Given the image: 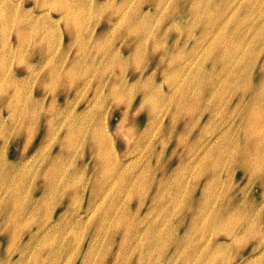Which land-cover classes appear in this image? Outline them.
Segmentation results:
<instances>
[{
	"label": "rangeland",
	"instance_id": "obj_1",
	"mask_svg": "<svg viewBox=\"0 0 264 264\" xmlns=\"http://www.w3.org/2000/svg\"><path fill=\"white\" fill-rule=\"evenodd\" d=\"M0 24V264H241L256 252L257 234L235 244L229 233L247 219L221 212L264 204V182L234 154L256 93L242 76L264 70V0H0Z\"/></svg>",
	"mask_w": 264,
	"mask_h": 264
},
{
	"label": "bare ground",
	"instance_id": "obj_2",
	"mask_svg": "<svg viewBox=\"0 0 264 264\" xmlns=\"http://www.w3.org/2000/svg\"><path fill=\"white\" fill-rule=\"evenodd\" d=\"M47 2H49V1H47ZM45 3V2H44ZM51 4V3H50ZM50 4H48V5H50ZM198 6V5H197ZM75 7V6H74ZM193 7H195V6H193ZM190 8V7H189ZM197 8V7H196ZM199 9V8H198ZM201 9V8H200ZM73 10V9H72ZM118 11H119V9H118ZM2 12V11H1ZM28 12V11H27ZM35 12V11H34ZM121 12V11H120ZM11 14V13H10ZM28 14V13H27ZM27 14H24V15H27ZM194 14V13H193ZM197 15L199 14L198 13V10H197V13H196ZM22 15V14H21ZM20 15V16H21ZM29 15H31V14H28L27 16H29ZM210 15V14H209ZM17 16V15H16ZM26 16V17H27ZM33 16V15H32ZM126 16V15H125ZM128 16V18H129V15H127ZM19 17V16H18ZM30 17V16H29ZM40 17V16H39ZM70 17V16H69ZM73 17V16H72ZM195 17H196V15H195ZM198 17V16H197ZM208 17V16H207ZM1 18H2V16H1ZM9 18V17H8ZM7 18V19H8ZM22 19L24 18V20H25V17H21ZM34 18H35V16H34ZM48 18V17H47ZM127 18V19H128ZM130 18L132 19V16H130ZM210 18V17H209ZM15 19V18H14ZM30 19H32V18H30ZM36 19V18H35ZM44 19V18H43ZM71 18H69V20H70ZM134 19V18H133ZM21 20V19H20ZM23 20V21H24ZM27 20V19H26ZM33 20V19H32ZM2 21V20H1ZM19 21V20H18ZM71 21V20H70ZM76 21V20H75ZM130 21V20H129ZM13 22H14V20H13ZM20 22V21H19ZM19 22H17L18 24H19ZM39 22V21H38ZM41 22V21H40ZM50 22V21H49ZM77 22V21H76ZM116 22V21H115ZM127 22V21H126ZM126 22H124V24L126 23ZM28 23V20H27V22H26V24ZM32 22H30V24H31ZM37 23V22H36ZM42 23H43V20H42ZM66 23V22H65ZM70 23V22H69ZM73 24H75V22H72ZM134 23V22H133ZM16 24V23H15ZM25 24V25H26ZM52 24V23H51ZM124 24H122V25H124ZM14 25V24H13ZM17 25V24H16ZM49 25V24H48ZM81 25H83V24H81ZM126 26H127V24H125ZM0 26H1V24H0ZM120 26V25H119ZM144 26V25H143ZM142 26V27H143ZM33 27V26H32ZM38 27V26H37ZM48 27V26H47ZM47 27H46V29H47ZM55 27H57V25H55ZM132 27H133V25H132ZM136 27V26H135ZM134 27V28H135ZM144 27H148V26H144ZM58 29H59V27H57ZM130 28H131V26H130ZM139 28H140V26H139ZM39 29V28H38ZM45 29V28H44ZM52 29H54L53 28V26H52ZM132 29V28H131ZM130 29V30H131ZM145 29V28H144ZM56 30V29H55ZM73 30V29H72ZM134 30V29H133ZM36 31H37V29H36ZM41 31H42V29H41ZM136 31H137V29H136ZM135 31V33H138V32H136ZM142 30H140V32H141ZM42 32H44V31H42ZM132 32V31H131ZM2 33V32H1ZM39 33V32H38ZM45 33V32H44ZM52 33V32H51ZM134 33V32H133ZM35 34V33H34ZM40 34V33H39ZM49 35H50V33H48ZM53 34V33H52ZM51 34V35H52ZM57 35H59V31H58V33H56ZM80 34V33H79ZM144 34H145V32H144ZM47 35V34H46ZM57 35H56V37H57ZM8 36V35H7ZM21 36H23L22 38H24V34L23 35H21ZM36 36H38V34L36 35ZM76 36V35H75ZM20 36H18V38H19ZM87 37V36H86ZM149 37H151V36H149ZM30 38H32V37H30ZM54 37H52V39H53ZM78 38V37H77ZM155 38V37H154ZM253 38H255V37H253ZM258 38H260V36L258 37ZM21 39V38H20ZM44 39V37L42 38V40ZM49 39H50V37H49ZM51 39V40H52ZM60 39V38H59ZM76 39V38H75ZM261 39V38H260ZM23 40V39H22ZM33 40V39H32ZM34 40H35V38H34ZM46 40V39H45ZM54 40V39H53ZM58 40V39H57ZM143 41V40H142ZM23 42V41H22ZM54 41H51V44L53 43ZM59 42V41H58ZM57 42V43H58ZM78 42V41H77ZM81 42V41H80ZM79 42V43H80ZM25 43V42H24ZM36 43H37V41H36ZM45 43V42H44ZM48 43H49V45L48 46H50V42L48 41ZM57 43H56V46L55 47H57L58 45H57ZM153 43V42H152ZM23 44V43H22ZM233 44V43H232ZM36 45V44H35ZM39 45V44H38ZM37 45V46H38ZM53 45V44H52ZM79 45V44H78ZM94 45V44H93ZM156 45V44H155ZM218 45H219V43H218ZM226 45V44H225ZM20 46V45H19ZM18 46V47H19ZM36 46V47H37ZM134 46V45H133ZM227 46V45H226ZM225 46V47H226ZM82 47V46H81ZM160 47H161V44H160ZM58 48V47H57ZM136 48V47H135ZM153 48H155V47H153ZM215 48H217V46L215 47ZM230 48V47H229ZM42 49V48H41ZM157 49H159V47L157 48ZM263 49V48H262ZM20 50H21V48H20ZM49 50V49H48ZM53 50V49H52ZM216 50V49H215ZM226 50V49H225ZM252 50V49H251ZM22 51H25V50H22ZM50 51V50H49ZM56 51H58V50H56ZM72 51V50H71ZM70 51V52H71ZM77 51V50H76ZM228 51H230V50H228ZM232 51V50H231ZM29 52V51H28ZM69 52V53H70ZM224 52V51H223ZM254 52V53H253ZM251 51V52H248L247 53V55L248 56H256L257 55V52H255V50L254 51ZM0 53H1V51H0ZM15 53H16V50H15ZM18 53H19V50H18ZM56 53H58V52H56ZM140 53H141V50H140ZM214 53V52H213ZM224 53H226V52H224ZM228 53H231L232 54V52H227V55H228ZM21 54V52L19 53V55ZM49 54V53H48ZM221 54V53H220ZM223 54V53H222ZM7 55V54H6ZM16 55V54H15ZM51 55V58L53 59L54 57H52V54H50ZM171 55H173V54H171ZM171 55H170V57H171ZM175 55V54H174ZM217 55V54H216ZM230 55V54H229ZM259 55V54H258ZM24 56V55H23ZM69 56V55H68ZM219 56V55H218ZM223 56V55H222ZM226 55H224L223 57H225ZM19 57V56H18ZM17 57V58H18ZM210 57V56H209ZM217 57V56H216ZM232 57V56H231ZM1 58V57H0ZM12 58H14V57H12ZM21 58V57H20ZM251 58V57H250ZM66 59V58H65ZM259 59V58H258ZM3 60V59H2ZM15 60V59H14ZM23 60V59H22ZM21 60V61H22ZM135 60V59H134ZM223 60V59H222ZM222 60H221V62H222ZM228 60V59H227ZM229 60H231V59H229ZM23 61H25V60H23ZM53 61V60H52ZM140 61V60H139ZM225 61V60H224ZM232 61V60H231ZM11 62H13V61H11ZM18 62H19V60H18ZM217 62V61H216ZM219 62H220V59H219ZM218 62V63H219ZM250 62V61H249ZM254 62V61H253ZM64 63V62H63ZM110 64H112L111 62H109ZM143 63V62H142ZM226 63V62H225ZM234 63V62H233ZM251 63V62H250ZM24 64H26V63H24ZM247 64V63H246ZM258 64V63H257ZM12 65V64H11ZM19 65V64H18ZM41 65V64H40ZM49 65V64H48ZM56 65H57V63H56ZM114 66H115V63L113 64ZM169 65V64H168ZM215 65V64H214ZM218 65V64H217ZM227 65H228V62H227ZM226 65V66H227ZM233 65V64H232ZM249 66L248 67H246V70H245V72H244V74H243V76H242V78H244V79H246L245 81H246V84L247 85H250V86H254L255 87V90H256V93H255V96H254V98H253V100L251 101V103H250V105H252V107H250L251 108V111H250V113H249V115H248V127L247 126H245V127H247V129L246 130H244L243 132H242V136H241V138L243 139L242 141H243V144L240 146V145H235V152H234V154L236 153V155L238 154L239 156L238 157H240V158H242V160H243V166H241V167H243L242 169L244 170V171H246L247 172V175H257V174H259V178L257 179V182H264V113H263V111L261 110H258V108L260 107V108H262L263 107V105H264V70L261 72V73H263V74H261L260 76H258V73L256 74V71H255V67L256 66H258V65H256L255 63H252V64H248ZM1 66V65H0ZM16 66H17V63H16ZM39 66V65H38ZM166 66V65H165ZM247 66V65H246ZM32 67V66H31ZM34 67V66H33ZM36 67V66H35ZM40 67V66H39ZM47 67V66H46ZM59 67V66H58ZM98 67V66H97ZM112 67V66H111ZM170 67V66H169ZM224 67H225V65H224ZM228 67H229V65H228ZM232 67V66H231ZM42 68V67H41ZM115 68V67H114ZM215 68V67H214ZM220 68V67H219ZM222 68V67H221ZM34 69V68H33ZM62 69V68H61ZM218 69V68H217ZM224 69L225 68H223V71H224ZM230 69V68H229ZM257 69V68H256ZM42 70V69H41ZM231 70V69H230ZM233 70V69H232ZM36 71V70H35ZM58 71H59V69H58ZM162 71V70H161ZM217 71V70H216ZM222 71V70H221ZM39 72V71H38ZM51 72V71H50ZM94 72V71H93ZM168 72V71H167ZM22 73V72H21ZM34 73V72H33ZM59 73V72H58ZM233 73V72H232ZM39 73H36V75H38ZM199 74V73H198ZM237 74V73H236ZM35 75V74H34ZM176 75V74H175ZM20 76H22V75H20ZM132 76V75H131ZM178 76V75H177ZM238 76V75H237ZM18 77V76H17ZM37 77V76H36ZM88 77V76H87ZM199 77H200V75H199ZM233 77V76H232ZM234 77H235V75H234ZM233 77V78H234ZM26 78V77H25ZM28 78V77H27ZM3 79V78H2ZM18 79V78H17ZM22 79H24V78H22ZM21 79V80H22ZM57 79V78H56ZM200 79V78H199ZM231 79V78H230ZM20 80V79H19ZM32 80V79H31ZM35 80V79H34ZM71 80V79H70ZM216 80V79H215ZM12 81V80H11ZM15 81V80H14ZM27 82V81H26ZM196 83H197V78H196ZM15 84V83H14ZM13 84V85H14ZM89 84V83H88ZM87 84V85H88ZM107 84V83H106ZM198 84V83H197ZM242 84V83H241ZM36 85V84H35ZM34 85V86H35ZM47 85V84H46ZM243 85V84H242ZM16 86V85H15ZM33 86V87H34ZM184 86V85H183ZM182 86V87H183ZM241 86V85H240ZM239 86V87H240ZM12 87V86H11ZM21 87V86H20ZM36 87V86H35ZM158 87V86H157ZM181 87V88H182ZM242 87V86H241ZM4 88H6V87H4ZM8 88V87H7ZM159 88V87H158ZM196 88V87H195ZM251 88V87H250ZM34 89V88H33ZM49 89V88H48ZM160 89V88H159ZM180 89V88H179ZM178 89V90H179ZM183 89V88H182ZM4 90H6V89H4ZM16 90H17V88H16ZM190 90V89H189ZM239 90V89H238ZM238 90H237V92H238ZM14 92H16V91H14ZM154 92V91H153ZM240 92V91H239ZM32 93H33V91H32ZM53 93V92H52ZM48 94H49V92H48ZM186 94V93H185ZM244 94V93H243ZM17 95V94H16ZM81 95V94H80ZM176 95V94H175ZM53 96H54V94H53ZM121 96V95H120ZM124 96V95H123ZM150 96H152V95H150ZM172 95H170V97H171ZM244 96V95H243ZM80 97V96H79ZM122 97V96H121ZM121 97H118L117 96V98H121ZM173 97H175V96H173ZM186 97V96H185ZM252 97V96H251ZM67 98V97H66ZM65 98V99H66ZM153 99H154V97H152ZM240 98H242V97H240ZM28 99V98H27ZM81 99V98H80ZM178 99V98H177ZM249 99V98H248ZM69 100V99H68ZM150 100H151V98H150ZM175 100H176V98H175ZM236 100H237V97H236ZM250 100V99H249ZM28 101H31V100H28ZM55 101H57V100H55ZM54 101V102H55ZM153 101V100H152ZM177 101V100H176ZM179 101H181V99L179 100ZM27 102V101H26ZM52 102V101H51ZM139 102V101H138ZM172 102H174V101H172ZM41 103V102H40ZM60 103V102H59ZM59 103H57V104H59ZM146 103V102H145ZM158 103H159V101H158ZM171 103V102H170ZM181 103V102H180ZM17 104H19V103H17ZM27 104V103H26ZM46 104V103H45ZM50 104V103H49ZM48 104V105H49ZM70 104V103H69ZM147 104V103H146ZM160 104V103H159ZM173 104V103H172ZM176 104V103H175ZM22 105V104H21ZM30 105H31V102H30ZM39 105V104H38ZM41 105V104H40ZM53 105V104H52ZM56 105V104H55ZM72 105V104H71ZM70 105V106H71ZM86 105V104H85ZM90 105V104H89ZM91 105H93L94 106V104H91ZM90 105V106H91ZM161 105V104H160ZM164 105V104H163ZM174 105V104H173ZM193 105V104H192ZM35 106V105H34ZM33 106V107H34ZM59 106H61V105H59ZM151 106V105H150ZM234 106V105H233ZM30 107V106H29ZM56 107V106H55ZM54 107V108H55ZM96 107V106H95ZM161 107V106H160ZM186 107V106H185ZM231 107V106H230ZM18 109H19V107H17ZM53 108V107H52ZM72 108V107H71ZM70 108V109H71ZM94 108V107H93ZM97 108V107H96ZM152 108H153V106H152ZM152 108H150V109H152ZM172 108V107H171ZM194 108V107H193ZM259 108V109H260ZM27 109H28V106H27ZM157 109H159V108H157ZM156 109V110H157ZM174 109H175V107H174ZM185 109V108H184ZM230 109V108H229ZM262 109H264V107L262 108ZM21 110H22V108H21ZM37 110V109H36ZM160 110V109H159ZM231 110V109H230ZM258 110V111H257ZM17 111V110H16ZM28 111V110H27ZM170 111V110H169ZM178 111V110H177ZM187 111V110H186ZM65 112V111H64ZM176 112V111H175ZM192 112V111H191ZM11 113V112H10ZM14 113V112H13ZM46 113V112H45ZM65 113H67V112H65ZM158 113V112H157ZM188 113V112H187ZM35 114V113H34ZM151 114V113H150ZM175 114V113H174ZM185 114H186V112H185ZM55 115V114H54ZM67 115V114H66ZM175 115H177V113L175 114ZM179 115V114H178ZM182 115H183V113H182ZM20 116V115H19ZM26 116V115H25ZM24 116V117H25ZM65 116V115H64ZM174 116V115H173ZM188 116V115H187ZM200 116V115H199ZM247 116V115H246ZM92 117V116H91ZM101 117V116H100ZM157 117V116H156ZM176 117V116H175ZM46 118H48V117H46ZM141 118V117H140ZM154 118H155V116H154ZM247 118V117H246ZM25 119V118H24ZM23 119V120H24ZM156 119V118H155ZM158 119V118H157ZM3 120H6V119H4L3 118ZM49 120V119H48ZM54 120V119H53ZM70 120V119H69ZM100 120V119H99ZM7 121V120H6ZM56 121V120H55ZM68 121V120H67ZM194 121V120H193ZM195 121H197L196 119H195ZM194 121V122H195ZM203 121V120H202ZM41 122V121H40ZM58 122V121H57ZM94 122H97V121H94ZM150 122V121H149ZM154 122V121H153ZM152 122V123H153ZM23 123V122H22ZM45 123V122H44ZM49 123V122H48ZM47 123V124H48ZM67 123V122H66ZM65 123V124H66ZM92 123V122H91ZM242 123V122H241ZM8 124V123H7ZM93 124V123H92ZM246 124H247V122H246ZM3 126V125H2ZM39 127H40V124H39ZM59 127V126H58ZM61 127V126H60ZM86 127V126H85ZM198 127V126H197ZM244 127V128H245ZM191 128V127H190ZM100 129V128H99ZM180 129V128H179ZM182 129V128H181ZM203 129V128H202ZM242 129V128H241ZM56 130H58L57 128H56ZM88 130V129H87ZM204 130H205V128H204ZM203 130V131H204ZM237 130V129H236ZM235 130V131H236ZM24 131V130H23ZM144 131V130H143ZM161 131V130H160ZM238 131H239V128H238ZM238 131H236V132H238ZM229 132V131H228ZM26 133V132H25ZM233 133V132H232ZM232 133H231V136H232ZM10 134H11V132H10ZM62 135H63V133H61ZM240 134V133H239ZM12 135V134H11ZM185 135V134H184ZM53 136H54V134H53ZM107 136V135H106ZM229 136H230V134H229ZM237 136H239V135H237ZM51 137V136H50ZM49 137V138H50ZM61 137V136H60ZM99 137V136H98ZM158 137V136H157ZM226 137H228V136H226ZM230 138V137H229ZM19 139H21V138H19ZM52 139V138H51ZM50 139V140H51ZM59 139V138H58ZM72 139V138H71ZM106 139V138H105ZM146 139V138H145ZM177 139V138H176ZM180 139H182V138H180ZM186 139V138H185ZM227 139V138H226ZM238 139V138H237ZM60 140H61V138H60ZM80 140H82V139H80ZM110 140V139H109ZM184 140V139H183ZM189 140V139H188ZM199 140V139H198ZM231 140V139H230ZM234 140V139H233ZM35 141V140H34ZM72 141H74V140H72ZM99 141V140H98ZM161 141V140H160ZM164 141V140H163ZM193 141V140H192ZM52 142V141H51ZM57 142V141H56ZM81 142V141H80ZM102 142V141H101ZM166 142V141H165ZM182 142V141H181ZM228 142V141H227ZM59 143V142H58ZM72 143V142H71ZM77 143V142H76ZM84 143V142H83ZM99 143V142H98ZM103 143V142H102ZM160 143V142H159ZM172 143V142H171ZM222 143V142H221ZM16 144V143H15ZM32 144V143H31ZM61 144V143H60ZM78 144V143H77ZM77 144H75V145H77ZM173 144H175V143H173ZM182 144V143H181ZM194 144V143H193ZM235 144V143H234ZM42 145V144H41ZM57 145V144H56ZM84 145H85V143H84ZM94 145H96V144H94ZM110 145V144H109ZM153 145V144H152ZM155 145V144H154ZM178 144H176V146H177ZM228 145H230V144H228ZM20 146V145H19ZM45 146H47V145H45ZM100 146H101V144H100ZM99 146V147H100ZM104 146H106V143H105V145ZM175 146V147H176ZM185 146V145H184ZM190 145H188V147H189ZM200 146V145H199ZM234 146V145H233ZM232 146V147H233ZM21 147H22V145H21ZM20 147V148H21ZM26 147V146H25ZM28 147H30V146H28ZM49 147V146H48ZM71 147V146H70ZM81 147H83V146H81ZM92 147V146H91ZM102 147V146H101ZM157 147V146H156ZM180 147H182V146H180ZM192 147V146H191ZM215 147V146H214ZM16 148V147H15ZM24 148V147H23ZM98 148V147H97ZM102 148H104V147H102ZM110 148V151H112L113 149L111 148V147H109ZM108 148V149H109ZM193 148V147H192ZM200 148V147H199ZM216 148H217V146H216ZM30 149V148H29ZM45 149H47V147L45 148ZM106 149V148H105ZM107 149V150H108ZM112 149V150H111ZM153 149V148H152ZM162 149H164L163 147H162ZM198 149V148H197ZM17 150V149H16ZM19 150V149H18ZM23 150V149H22ZM102 150V149H101ZM189 150V149H188ZM194 150V149H193ZM207 150V149H206ZM41 151H42V149H41ZM103 151V150H102ZM105 151V150H104ZM110 151L108 152V153H110ZM156 151V150H155ZM185 151H186V149H185ZM25 152V151H24ZM96 152V151H95ZM50 153V152H49ZM71 153V152H70ZM105 153V152H104ZM116 153H117V151H116ZM168 153V152H167ZM187 153V152H186ZM194 153H196V152H194ZM194 153H192V154H194ZM207 153V152H206ZM36 154V153H35ZM38 154V153H37ZM40 154V153H39ZM44 154V153H43ZM65 154V153H64ZM110 154H112V152L110 153ZM113 154H114V152H113ZM112 154V155H113ZM155 154V153H154ZM166 154V153H165ZM50 155V154H49ZM70 155V154H69ZM93 155V154H92ZM40 156V155H39ZM64 157H65V155H63ZM94 156V155H93ZM109 156H111V155H109ZM115 157H118V156H116V155H114ZM153 156V155H152ZM198 156V155H197ZM202 156V155H201ZM201 156H200V158H201ZM206 156V155H205ZM19 157H20V155H19ZM23 157V156H22ZM38 157V156H37ZM49 157V156H48ZM51 157H52V155H51ZM54 157V156H53ZM62 157V156H61ZM60 157V158H61ZM73 157V156H72ZM92 157V156H91ZM100 157H102V156H100ZM108 157V156H107ZM106 157V158H107ZM39 158V157H38ZM69 158V157H68ZM103 158H104V156H103ZM174 158H175V156H174ZM218 158V157H217ZM50 159V158H49ZM71 159V158H70ZM100 159V158H99ZM102 159V158H101ZM101 159H100V161H101ZM198 159H199V157H198ZM219 159V158H218ZM217 159V160H218ZM222 159V158H221ZM237 159V158H236ZM37 160V159H36ZM53 160V159H52ZM73 160V159H72ZM98 160V159H97ZM120 160V159H119ZM185 160V159H184ZM200 160V159H199ZM45 161H46V159H45ZM110 161V160H109ZM216 161V160H215ZM238 161V160H237ZM25 162V161H24ZM23 162V163H24ZM40 162V161H39ZM49 162V161H48ZM58 162V161H57ZM152 162V161H151ZM150 162V163H151ZM196 162V161H195ZM20 163V162H19ZM23 163H22V165H23ZM30 163V162H29ZM34 164H35V162H33ZM55 163V162H54ZM58 163H60V162H58ZM63 163V162H62ZM74 163V162H73ZM123 163V162H122ZM153 163V162H152ZM177 163V162H176ZM188 163V162H187ZM197 163V162H196ZM210 163H212L211 161H210ZM222 163V162H221ZM40 164V163H39ZM44 164V163H43ZM51 164V163H50ZM64 164V163H63ZM109 164V163H108ZM124 164V163H123ZM148 164V163H147ZM194 164V163H193ZM215 164H216V162H215ZM217 164H218V162H217ZM216 164V165H217ZM25 165V164H24ZM24 165H23V167H24ZM45 165V164H44ZM99 165V164H98ZM101 165V164H100ZM196 165V164H195ZM31 166H32V164H31ZM56 166H58V165H56ZM148 166V165H147ZM218 166V165H217ZM223 166V165H222ZM43 167V166H42ZM86 167V166H85ZM98 167V166H97ZM104 167V166H103ZM106 167H107V165H106ZM109 167H110V164H109ZM117 167V166H116ZM146 167V166H145ZM193 167V166H192ZM216 167V166H215ZM62 168H63V166H62ZM102 168V167H101ZM157 168V167H156ZM218 168V167H217ZM107 169H108V167H107ZM107 169H105V170H107ZM150 169V168H149ZM178 169V168H177ZM190 169V168H189ZM234 169V168H233ZM236 169V168H235ZM24 170V169H23ZM64 170V169H63ZM124 170V169H123ZM156 170V169H155ZM206 170V169H205ZM208 170V169H207ZM28 171H29V169H28ZM37 171V170H36ZM95 171V170H94ZM108 171V170H107ZM110 171V170H109ZM126 171V170H125ZM149 171V170H148ZM192 171H193V168H192ZM217 171V170H216ZM65 172V171H64ZM130 172V171H129ZM157 172V171H156ZM172 172V171H171ZM174 172V171H173ZM200 172V171H199ZM98 173V172H97ZM100 173V172H99ZM98 173V174H99ZM212 173V172H211ZM237 173V172H236ZM69 174V173H68ZM67 174V175H68ZM80 174V173H79ZM94 174H95V172H94ZM67 175H65V176H67ZM155 175V174H154ZM233 175H235V173L233 174ZM57 176V175H56ZM94 176V175H93ZM101 176V175H100ZM123 176V175H122ZM129 176V175H128ZM171 176V175H170ZM195 176V175H194ZM61 177V176H60ZM83 177V176H82ZM81 177V178H82ZM108 177H110V176H108ZM144 177V176H143ZM156 177V176H155ZM55 178V177H54ZM99 178V177H98ZM170 178V177H169ZM168 178V179H169ZM197 178V177H196ZM63 179V178H62ZM74 179V178H73ZM84 179V178H83ZM91 179H93L92 177H91ZM129 179V178H128ZM142 179V178H141ZM140 179V180H141ZM144 179V178H143ZM55 180H56V178H55ZM80 180V179H79ZM101 180V179H100ZM171 180V179H170ZM256 180V179H255ZM54 181V180H53ZM76 181V180H75ZM168 181V180H167ZM55 182V181H54ZM58 182H60V181H58ZM62 182V181H61ZM70 182V181H69ZM80 182V181H79ZM113 182V181H112ZM127 182V181H126ZM130 182V181H129ZM135 182V181H134ZM141 182V181H140ZM143 182V181H142ZM147 182H149V181H147ZM175 182V181H174ZM223 182V181H222ZM73 183V182H72ZM122 183H124V182H122ZM165 183V182H164ZM196 183V182H195ZM220 183H221V181H220ZM219 183V184H220ZM243 183V182H242ZM10 184V183H9ZM54 184V183H53ZM55 184H56V182H55ZM54 184V185H55ZM70 184V183H69ZM81 185H82V183H80ZM79 184V185H80ZM112 184V183H111ZM110 184V185H111ZM115 184V183H114ZM117 184V183H116ZM125 184V183H124ZM131 184V183H130ZM147 184V183H146ZM158 184V183H157ZM174 184V183H173ZM179 184H180V182H179ZM216 184V183H215ZM142 185V184H141ZM148 185V184H147ZM222 185V184H221ZM8 186V185H7ZM6 186V187H7ZM75 186V185H74ZM106 186V185H105ZM117 186V185H116ZM120 186V185H119ZM127 186H128V184H127ZM143 186V185H142ZM156 186V185H155ZM174 186V185H173ZM177 186V185H176ZM210 186H211V183H210ZM216 186V185H215ZM253 186V185H252ZM125 187V186H124ZM158 187V186H157ZM165 187H167V186H165ZM182 187V186H181ZM51 188V187H50ZM53 188V187H52ZM68 188V187H67ZM69 188H71L70 186H69ZM109 188H111V187H109ZM120 188V187H119ZM129 188V187H128ZM152 188V187H151ZM173 188V187H172ZM178 188H180V187H178ZM190 188H191V186H190ZM216 188V187H215ZM214 188V189H215ZM221 188V187H220ZM7 189V188H6ZM6 189H4V190H6ZM105 189V188H104ZM112 189H114V187L112 188ZM146 189V188H145ZM144 189V190H145ZM155 189H157V188H155ZM212 189H213V186H212ZM250 189V188H249ZM45 190V189H44ZM55 190H56V188H55ZM68 190V189H67ZM128 190V189H127ZM142 190H143V188H142ZM147 190V189H146ZM153 190V189H152ZM53 191V190H52ZM69 191V190H68ZM67 191V192H68ZM122 191V190H121ZM126 191V190H125ZM140 191V190H139ZM154 191V190H153ZM180 191H181V189H180ZM184 191V190H183ZM209 191V190H208ZM213 191V190H212ZM215 191V190H214ZM219 191V190H218ZM108 192V191H107ZM111 192V191H110ZM119 192V191H118ZM133 192V191H132ZM151 192V191H150ZM170 192V191H169ZM172 192V191H171ZM4 193H6V192H4ZM42 193V192H41ZM84 193V192H83ZM99 193H102V192H100L99 191ZM152 193V192H151ZM150 193V194H151ZM212 193V192H211ZM113 194H114V192H113ZM118 194V193H117ZM126 194V193H125ZM145 194V193H144ZM60 195V194H59ZM75 195V194H74ZM73 195V196H74ZM77 195H78V193H77ZM98 195V194H97ZM141 195V194H140ZM147 195V194H146ZM154 195V194H153ZM161 195V194H160ZM178 195V194H177ZM219 195V194H218ZM66 196V195H65ZM80 196V195H79ZM99 196V195H98ZM105 196V195H104ZM103 196V197H104ZM133 196V195H132ZM168 196V195H167ZM179 196V195H178ZM215 196H217V194L215 195ZM0 197H1V195H0ZM57 197V196H56ZM107 197V196H106ZM148 197H149V195H148ZM177 197V196H176ZM175 197V198H176ZM208 197L209 198H211L210 197V194L208 195ZM218 197V196H217ZM245 197V196H244ZM247 197V196H246ZM20 198V197H19ZM39 198V197H38ZM46 198V197H45ZM77 198V197H76ZM113 198V197H112ZM130 198V197H129ZM136 198V197H135ZM135 198H134V201H135ZM142 198H143V195H142ZM168 198H169V196H168ZM179 198V197H178ZM205 198H207V196H205ZM209 198H207V199H209ZM213 198H214V196H213ZM42 199H43V197H42ZM58 199H60V198H58ZM64 199V198H63ZM74 199V198H73ZM95 199V198H94ZM98 199V198H97ZM100 199V198H99ZM102 199V198H101ZM100 199V200H101ZM115 199V198H114ZM124 199H125V197H124ZM150 199V198H149ZM154 199H156L155 197H154ZM177 199V198H176ZM215 199V198H214ZM223 199V198H222ZM262 199V198H261ZM40 200V199H39ZM81 200V199H80ZM79 200V201H80ZM103 200V199H102ZM108 200V199H107ZM132 200V199H131ZM131 200H130V202H131ZM137 200V199H136ZM164 200V199H163ZM206 200V199H205ZM225 200V199H224ZM224 200H222V202L224 201ZM264 200V199H263ZM52 201V200H51ZM93 201V200H92ZM111 201V200H110ZM110 201H108V202H110ZM115 201V200H114ZM138 201V200H137ZM175 201V200H174ZM207 201V200H206ZM209 201V200H208ZM207 201V202H208ZM217 201V200H216ZM36 202V201H35ZM41 202H44V200H42ZM62 202V201H61ZM60 202V203H61ZM100 202V201H99ZM123 202V201H122ZM129 202V201H128ZM139 202V201H138ZM144 202V201H143ZM143 202H140L141 204H143ZM167 202H168V200H167ZM175 202H177V201H175ZM212 202V201H211ZM52 203V202H51ZM86 203V202H85ZM96 203V202H95ZM98 203V202H97ZM101 203V202H100ZM106 203V202H105ZM105 203H103V204H105ZM208 203H210V201L208 202ZM207 203V204H208ZM216 203V202H215ZM264 203V202H263ZM83 204V203H82ZM122 204V203H121ZM129 204V203H128ZM132 204V203H131ZM174 205L173 206H176L175 205V203H173ZM222 204V203H221ZM255 204H256V201H255ZM262 204V203H261ZM19 205V204H18ZM21 205V204H20ZM34 205V204H33ZM42 205V204H41ZM50 205V204H49ZM73 205V204H72ZM97 205V204H96ZM100 205V204H99ZM102 205V204H101ZM109 205V204H108ZM107 205V206H108ZM115 205V204H114ZM137 205V204H136ZM140 205V204H139ZM138 205V206H139ZM31 206V205H30ZM73 206H75V205H73ZM166 206V205H165ZM168 206H169V203H168ZM222 206V205H221ZM255 206V205H254ZM35 207V206H34ZM38 207V206H37ZM41 207V206H40ZM39 207V208H40ZM79 207V206H78ZM95 207V206H94ZM101 207V206H100ZM100 207H98L99 209H100ZM103 207V206H102ZM115 207V206H114ZM135 207V206H134ZM213 207V206H212ZM53 208V207H52ZM108 208H109V206H108ZM161 208H164V207H161ZM167 208V207H166ZM169 208V207H168ZM190 208V207H189ZM210 208V207H209ZM215 208V207H214ZM218 209H219V206L217 207ZM254 208V207H253ZM78 209V208H77ZM111 209V208H110ZM113 209V208H112ZM153 209V208H152ZM213 209V208H212ZM211 209V210H212ZM37 211H38V209H36ZM41 210V209H40ZM40 210H39V212H40ZM67 210V209H66ZM93 210V209H92ZM172 210V209H171ZM208 210V209H207ZM211 210H210V213L208 212V211H205L203 214V217L205 216V223L207 224L206 226H211L212 225V222H213V218L216 216V214L215 215H212L211 214ZM253 210V209H252ZM252 210H250L249 209V211H247L246 210V207L244 206V205H242V204H237V205H233V206H230L229 208H226V209H224V211L223 212H221L222 214H221V217L222 218H225V220L226 221H230L232 218H236L238 221H242V219L244 218V219H247L246 220V223H245V226H242L241 227V225H240V227L238 228V227H235L236 225H238V224H236V225H231V227L229 228V233H230V235H232L231 237L233 238V241H235V244L236 243H242L245 239H246V237L247 236H249L248 237V239L251 237V236H253L254 234H257L258 235V242H257V245H255L254 246V248H253V251H255L256 250V252H252V253H250L247 257H246V259L244 260V261H242L243 263H241V264H264V232H262L264 229L262 228V229H259L260 227H261V225L263 226V224L262 223H264V204H263V207L260 209V210H258V211H252ZM33 211V210H32ZM73 211V210H72ZM96 211H98V210H96ZM102 211V210H101ZM115 211V210H114ZM146 211V210H145ZM54 212V211H53ZM86 212V211H85ZM84 212V213H85ZM107 212V211H106ZM113 212V211H112ZM116 212H117V210H116ZM142 212V211H141ZM159 212V211H158ZM166 212V211H165ZM213 212V211H212ZM220 212V211H219ZM49 212L47 211V214H48ZM65 213H66V211H65ZM65 213H64V215H65ZM94 213H95V211H94ZM214 213H216V212H214ZM213 213V214H214ZM50 214V213H49ZM114 214V213H113ZM145 214V213H144ZM184 214V213H183ZM186 214V213H185ZM39 215V214H38ZM100 215V214H99ZM107 215H109V214H107ZM160 215H162L163 216V214L161 213ZM167 215H169V214H167ZM172 215V214H171ZM41 216H42V214H41ZM52 216V215H51ZM102 216H103V214H102ZM4 217H6V216H4ZM14 217H15V215H14ZM38 217V216H37ZM59 217V216H58ZM74 217V216H73ZM76 217V216H75ZM80 217V216H79ZM104 217H105V215H104ZM114 217V216H113ZM165 217H166V215H165ZM184 217H185V215H184ZM11 218H13V216L11 217ZM10 218V219H11ZM68 218V217H67ZM105 218H107V216L105 217ZM117 218H119V217H117ZM150 218V217H149ZM155 218V217H154ZM157 218H158V215H157ZM167 218V217H166ZM165 218V219H166ZM169 218V217H168ZM172 218V217H171ZM46 219H47V217H46ZM113 219V218H112ZM116 219V218H115ZM120 219V218H119ZM152 219V218H151ZM57 220V219H56ZM63 220V219H62ZM66 220H68V219H66ZM111 219H109L108 221H110ZM154 220V219H153ZM155 220H156V218H155ZM158 220V219H157ZM162 220V219H161ZM172 220V219H171ZM200 220V219H199ZM215 220V219H214ZM216 220H218V219H216ZM216 220H215V222H216ZM233 220V219H232ZM231 220V221H232ZM24 221V220H23ZM58 221V220H57ZM79 221V220H78ZM85 221V220H84ZM112 221V220H111ZM114 221V220H113ZM135 221V220H134ZM34 222V221H33ZM59 222V221H58ZM63 222H64V220H63ZM67 222V221H66ZM73 222V221H72ZM71 222V223H72ZM105 222V221H104ZM122 222V221H121ZM164 222V221H163ZM162 222V223H163ZM199 222V221H198ZM224 222V221H223ZM100 223V222H99ZM157 223V222H156ZM200 223H202L201 221H200ZM225 223V222H224ZM232 223H233V221H232ZM44 224V223H43ZM83 224V223H82ZM95 224V223H94ZM97 224V223H96ZM102 224V223H101ZM113 224H114V222H113ZM122 224V223H121ZM130 223H128V225H129ZM153 224H154V222H153ZM167 224V223H166ZM231 224V223H230ZM89 225V224H88ZM118 225V224H117ZM119 225H120V223H119ZM158 225V224H157ZM226 225V224H225ZM41 226H43V225H41ZM67 226V225H66ZM80 226V225H79ZM82 226V225H81ZM104 227H105V225H103ZM125 226H127V225H125ZM206 226H205V230H206ZM18 227H19V225H18ZM17 227V229H19ZM28 227V226H27ZM38 228H37V230L39 229V226H37ZM45 227V226H44ZM70 227V226H69ZM113 227V226H112ZM154 227V226H153ZM159 227V226H158ZM165 227H168V226H165ZM264 227V226H263ZM26 228V227H25ZM83 229H84V227H82ZM92 228V227H91ZM99 228H101V227H99ZM103 228V227H102ZM110 228V227H109ZM125 228V227H124ZM124 228H123V230H124ZM151 228V227H150ZM161 228H163V226L162 227H160V230H159V232L161 231ZM176 228V227H175ZM196 228H197V226H196ZM209 228H211V227H209ZM213 228V227H212ZM16 229V230H17ZM83 229L82 230H80V231H83ZM129 228H127V230H128ZM177 229V228H176ZM195 229V228H194ZM23 230V229H22ZM22 230H21V233H22ZM30 230V229H29ZM103 230V229H102ZM109 230V229H108ZM113 230V229H112ZM140 230V229H139ZM165 230V229H164ZM175 230V229H174ZM179 230V229H178ZM262 230V231H261ZM18 231V230H17ZM79 231V230H78ZM85 231V230H84ZM83 231V232H84ZM91 231V230H90ZM33 232V231H32ZM31 232V233H32ZM89 232V231H88ZM109 232V231H108ZM129 232V231H128ZM136 232V231H135ZM203 232V231H202ZM208 232V231H207ZM18 233V232H17ZM58 233V232H57ZM113 233V232H112ZM121 233V232H120ZM179 233V232H178ZM23 234V233H22ZM33 234V233H32ZM106 234V233H105ZM195 234V233H194ZM205 234V233H204ZM209 234H211V233H209ZM208 234V235H209ZM36 235V234H35ZM88 235V234H87ZM93 235V234H92ZM183 235V234H182ZM193 235V234H192ZM89 236V235H88ZM96 236V235H95ZM129 236V235H128ZM136 236V235H135ZM171 236V235H170ZM185 236V235H184ZM28 237V236H27ZM36 237V236H35ZM43 237V236H42ZM65 237V236H64ZM100 237V236H99ZM182 237V236H181ZM23 238V237H22ZM40 238V237H39ZM87 238V237H86ZM103 238V237H102ZM112 238V237H111ZM119 238V237H118ZM129 238V237H128ZM135 238V237H134ZM198 238V237H197ZM32 239V238H31ZM42 239V238H41ZM113 239H114V237H113ZM170 239V238H169ZM169 239L167 240V241H169ZM173 239H175V237L173 238ZM204 239V238H203ZM208 239H209V236H208ZM207 239V240H208ZM34 240V239H33ZM47 240V239H46ZM95 240V239H94ZM140 240V239H139ZM189 240V239H188ZM30 241V240H29ZM38 241V240H37ZM41 241H43V243L45 244V242H44V240L42 239ZM86 241V240H85ZM88 241V240H87ZM131 241V240H130ZM129 241V242H130ZM167 241H166V244H167ZM173 241V240H172ZM57 242V241H56ZM122 242V241H121ZM188 242V241H187ZM186 242V243H187ZM36 243H38V242H35V244ZM116 243V242H115ZM123 243V242H122ZM165 243V242H164ZM207 243V242H206ZM224 243H226V242H224ZM35 244H34V246H35ZM88 244V243H87ZM94 244V243H93ZM141 244V243H140ZM143 244V243H142ZM179 244V243H178ZM188 244V243H187ZM186 244V245H187ZM202 244V243H201ZM220 244H223V243H220ZM227 244V243H226ZM28 245V244H27ZM136 245H137V243H136ZM199 245V244H198ZM197 245V246H198ZM206 245V244H205ZM210 245H212L211 243H210ZM24 246H26V245H24ZM87 246V245H86ZM114 246V245H113ZM128 246V245H127ZM167 246V245H166ZM177 246V245H176ZM200 246V245H199ZM208 246V245H207ZM218 246V245H217ZM231 246V245H230ZM233 246H237L238 247V245H233ZM30 247V246H29ZM38 247H40V246H38ZM43 247V246H42ZM111 247V246H110ZM109 247V248H110ZM143 247V246H142ZM152 247V246H151ZM173 247V246H172ZM180 247H182V246H180ZM226 247H228V246H226ZM179 248V247H178ZM205 248H206V246H205ZM221 248V247H220ZM225 248V247H224ZM223 248V249H224ZM232 248V247H231ZM236 248V247H235ZM25 249V248H24ZM31 249H33L32 247H31ZM41 249V248H40ZM134 249V248H133ZM133 249H131V251L133 250ZM166 249V248H165ZM199 249V248H198ZM202 249H203V247H202ZM222 249V248H221ZM15 250V249H14ZM30 250V249H29ZM139 250V249H138ZM160 250V249H159ZM186 250V249H185ZM200 250V249H199ZM198 250V251H199ZM209 250V249H208ZM235 250V249H234ZM38 251V250H37ZM70 251V250H69ZM106 251V250H105ZM142 251V250H141ZM151 251V250H150ZM166 251H168V250H166ZM182 251V250H181ZM203 251V250H202ZM224 251V250H223ZM227 251V250H226ZM29 252V251H28ZM31 252V251H30ZM67 252V251H66ZM65 252V253H66ZM170 252V250L168 251V253ZM184 252V251H183ZM200 252V251H199ZM207 252H209V251H207ZM59 253V252H58ZM57 253V254H58ZM64 253V252H63ZM127 253V252H126ZM131 253V252H130ZM141 253V252H140ZM150 253V252H149ZM148 253V254H149ZM163 253V252H162ZM171 253V252H170ZM169 253V254H170ZM175 253H176V250H175ZM175 253H173V254H175ZM180 253V252H179ZM203 253V252H202ZM201 253V254H202ZM215 253V252H214ZM223 253V252H222ZM37 254V253H36ZM35 254V255H36ZM62 254V253H61ZM60 254V255H61ZM89 254V253H88ZM104 254V253H103ZM110 254V253H109ZM154 254V253H153ZM181 254V253H180ZM180 254H177V255H179V256H181ZM183 254V253H182ZM196 254V253H195ZM216 254V253H215ZM215 254H214V256H215ZM218 254H221V253H218ZM27 255H28V253H27ZM55 255V254H54ZM59 255V254H58ZM63 255V254H62ZM105 255V254H104ZM128 255H129V253H128ZM127 255V256H128ZM161 255V254H160ZM176 255V254H175ZM198 255H199V253H198ZM212 255V254H211ZM210 255V256H211ZM217 255V254H216ZM222 255V254H221ZM260 255V256H259ZM57 256V255H56ZM112 256V255H111ZM196 256V255H195ZM203 256H205V255H203ZM218 256V255H217ZM28 257V256H27ZM34 257V256H33ZM32 257V258H33ZM50 257V256H49ZM55 257V256H54ZM61 257V256H60ZM86 257H88L87 255H86ZM105 257H106V255H105ZM139 257V256H138ZM137 257V258H138ZM162 257V256H161ZM168 257V256H167ZM166 256H165V258H167ZM182 257V256H181ZM198 257V256H197ZM208 257V256H207ZM3 258V257H2ZM4 258H6V256H4ZM9 258V257H8ZM53 258V257H52ZM52 258H50V259H52ZM116 258V257H115ZM114 258V259H115ZM125 258V257H124ZM145 258V257H144ZM143 258V259H144ZM149 258V257H148ZM227 258V257H226ZM25 259V258H24ZM47 259V258H46ZM49 259V260H50ZM70 259H72V258H70ZM69 259V260H70ZM85 259H87V258H85ZM90 259H91V257H90ZM89 259V260H90ZM103 259V258H102ZM127 259V258H126ZM129 259V258H128ZM150 259H152V258H150ZM179 260L181 259V258H178ZM2 260V259H1ZM3 260H7V259H3ZM27 260V259H26ZM57 260V259H56ZM60 260V259H59ZM104 260V259H103ZM109 260V259H108ZM193 260V259H192ZM204 260H205V258H204ZM208 260V259H207ZM207 260L205 261V263L207 262ZM212 260H213V258H212ZM52 261V260H51ZM61 261V260H60ZM71 261V260H70ZM69 261V262H70ZM86 261V260H85ZM129 261V260H128ZM196 261H197V259H196ZM236 261V260H235ZM3 262V261H2ZM48 262V261H47ZM53 262V261H52ZM56 262H58V261H56ZM100 262V261H99ZM115 262V261H114ZM143 262V261H142ZM151 262V261H150ZM175 263H176V261H174ZM210 262V261H209ZM214 262H216V260L214 259L213 261H211L210 263H214ZM225 262V261H224ZM23 262H21V264H22ZM24 263H25V261H24ZM108 263V262H107ZM112 263V262H111ZM136 263V262H135ZM188 263V262H187ZM7 264V263H6ZM20 264V263H19ZM53 264H55V259H54V262H53ZM84 264H86V262L84 263ZM96 264V263H95ZM118 264V263H117ZM123 264V263H122ZM124 264H126V263H124ZM173 264V263H172ZM178 264V263H177ZM201 264V263H200Z\"/></svg>",
	"mask_w": 264,
	"mask_h": 264
}]
</instances>
